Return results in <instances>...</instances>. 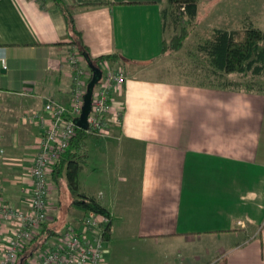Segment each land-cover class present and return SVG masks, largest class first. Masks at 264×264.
Returning <instances> with one entry per match:
<instances>
[{
	"label": "crops",
	"instance_id": "obj_1",
	"mask_svg": "<svg viewBox=\"0 0 264 264\" xmlns=\"http://www.w3.org/2000/svg\"><path fill=\"white\" fill-rule=\"evenodd\" d=\"M65 1L88 53H117L108 61L126 74L113 90L120 120L106 115L104 134L89 135L101 153L85 138L78 176L93 172L100 156L120 177L96 195L78 181L111 215L104 264H264V85L246 78L264 73L222 72L201 48L215 28L264 29L245 14L238 28L214 24L203 39L188 35L166 53V0ZM68 40L53 0H0V179L11 205L26 204L38 131L31 113L49 97L69 99L66 55L78 49ZM188 58L207 65L206 81L184 79L176 63Z\"/></svg>",
	"mask_w": 264,
	"mask_h": 264
},
{
	"label": "built area",
	"instance_id": "obj_2",
	"mask_svg": "<svg viewBox=\"0 0 264 264\" xmlns=\"http://www.w3.org/2000/svg\"><path fill=\"white\" fill-rule=\"evenodd\" d=\"M66 59L72 79L68 101L49 97L42 109L33 111L29 118L38 124V131L33 142L34 154L23 207L3 200L0 179V264H19L24 247L55 217L51 214L49 198L52 172L76 133L74 119L80 115L83 94L92 74L78 50L70 49ZM108 60L102 59L97 64L101 76L92 90L84 128L92 134H104L106 115L113 121L120 120L121 109L113 105V90L125 83L126 74ZM3 153L0 145V157ZM110 222L109 212L87 209L80 217L64 224L57 234L49 236L43 246L32 249L24 264H104Z\"/></svg>",
	"mask_w": 264,
	"mask_h": 264
},
{
	"label": "trees",
	"instance_id": "obj_3",
	"mask_svg": "<svg viewBox=\"0 0 264 264\" xmlns=\"http://www.w3.org/2000/svg\"><path fill=\"white\" fill-rule=\"evenodd\" d=\"M53 2L64 17L69 45L75 46L82 55L88 57L96 65L102 59H117V53L92 57L88 53L81 32L75 24L73 6L66 3L65 0H53ZM166 3L167 5L162 8V28H164L165 23H170L173 31L169 36L162 38L161 49L163 52L170 53L181 46L184 38L194 25L198 0H166ZM201 48L210 57L211 65L222 72L238 71L247 73L251 71L254 74L264 73V31L252 23L239 29L215 28L211 37L201 45ZM224 80L227 83V79ZM90 134L92 133L76 127V133L70 145L59 157L52 172V180L57 182L64 171L66 183L72 191V197L65 204V207L58 206V212L52 221L46 223L41 232L24 247L19 264L25 263L24 261L32 249L43 246L49 236L59 232L57 226L64 223L60 224L59 220L62 221V214L67 210V206L77 205L84 210L92 209L102 213L108 212L107 208L93 196L79 190L78 176L81 161L85 157V138Z\"/></svg>",
	"mask_w": 264,
	"mask_h": 264
},
{
	"label": "rangeland",
	"instance_id": "obj_4",
	"mask_svg": "<svg viewBox=\"0 0 264 264\" xmlns=\"http://www.w3.org/2000/svg\"><path fill=\"white\" fill-rule=\"evenodd\" d=\"M216 12L221 14L219 19L216 18L214 15H212ZM245 14L250 16V18L253 21H255V23L258 26L264 29V0L200 1V6L196 14L197 20L196 19L194 20L195 21L194 26L191 27L187 36L189 35L191 37L190 41L195 39V36H198V38L203 39L204 37H206V35L209 34L210 29L214 24L216 25L221 23L222 24L227 23L229 26L238 28L240 27L241 17L244 16ZM192 29L194 31H191ZM166 34H168V31H166ZM187 36L185 38H187ZM176 65L181 67V70L179 71H182L181 73L184 76V79L186 80H191L193 82L207 80V76H203L206 75L205 73H207L205 71L207 69L206 64L201 65V63L195 61V59L188 58L186 60L184 59V63H182L181 60L179 61V63H176ZM246 78L252 80L253 82L255 81L260 85L261 84L264 85V75L262 77L249 75ZM86 141H87V146H89V149L92 151V154L93 155L96 154L95 151L98 147L96 144H93L94 142L93 136L91 135L87 137ZM98 151L99 153H101L100 150ZM102 159H103L102 157L100 158V156L99 157L97 156L98 161L96 167L92 169L93 172L90 173L88 169L82 172V175L79 178V184L81 190H87V192H89L90 194L96 195L99 189L108 187L110 182H112L111 184L114 186L119 184L120 182L119 175H117L116 172L112 173V170H108L109 168L106 165H104V160L103 163H101ZM51 182L52 183H51L50 200L52 201L53 198L56 201L55 205H57V200H58V205L56 209V213H57L59 205H61V207H65V204L69 202L68 200L71 198V190L68 187L66 180L63 178V176L57 182L56 181L55 182L51 181ZM71 215L75 216V218H78L80 217V215H82V212H80L79 207L76 205H72L70 208H67V210L62 214L63 216L62 221L59 220L60 224L64 222L62 225L57 226V229L59 231L62 229L64 224L69 222V219L72 218ZM66 217H68L69 219H67Z\"/></svg>",
	"mask_w": 264,
	"mask_h": 264
},
{
	"label": "water",
	"instance_id": "obj_5",
	"mask_svg": "<svg viewBox=\"0 0 264 264\" xmlns=\"http://www.w3.org/2000/svg\"><path fill=\"white\" fill-rule=\"evenodd\" d=\"M85 59L87 61V65L92 71V74L87 82L86 91L83 94V104L81 107L80 115L74 119L76 126L83 129L87 127V115L91 108L93 87L101 76V69L92 61H90L88 57H85Z\"/></svg>",
	"mask_w": 264,
	"mask_h": 264
}]
</instances>
